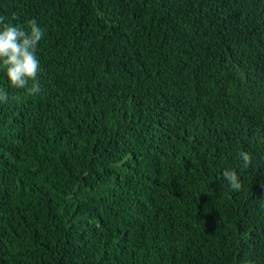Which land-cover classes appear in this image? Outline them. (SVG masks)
I'll return each instance as SVG.
<instances>
[{"label": "trees", "instance_id": "1", "mask_svg": "<svg viewBox=\"0 0 264 264\" xmlns=\"http://www.w3.org/2000/svg\"><path fill=\"white\" fill-rule=\"evenodd\" d=\"M0 16L43 30L39 93L0 69V264H264V0Z\"/></svg>", "mask_w": 264, "mask_h": 264}, {"label": "clouds", "instance_id": "2", "mask_svg": "<svg viewBox=\"0 0 264 264\" xmlns=\"http://www.w3.org/2000/svg\"><path fill=\"white\" fill-rule=\"evenodd\" d=\"M28 30L5 21L0 16V69L6 72L10 85L17 89H27L29 95L40 92L36 83L39 61L36 58L38 42L43 38V30L35 19L27 21ZM29 81H32L29 87ZM7 92L0 89V102H6ZM13 143V142H11ZM246 169L251 164V156L247 151L239 152ZM224 178L235 191L241 188L237 173L225 170Z\"/></svg>", "mask_w": 264, "mask_h": 264}]
</instances>
